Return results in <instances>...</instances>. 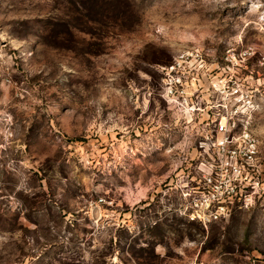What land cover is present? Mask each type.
Returning <instances> with one entry per match:
<instances>
[{
	"label": "rangeland",
	"instance_id": "1",
	"mask_svg": "<svg viewBox=\"0 0 264 264\" xmlns=\"http://www.w3.org/2000/svg\"><path fill=\"white\" fill-rule=\"evenodd\" d=\"M188 48L255 53L264 178V0H0V264H264V195L185 216L159 67Z\"/></svg>",
	"mask_w": 264,
	"mask_h": 264
},
{
	"label": "built area",
	"instance_id": "2",
	"mask_svg": "<svg viewBox=\"0 0 264 264\" xmlns=\"http://www.w3.org/2000/svg\"><path fill=\"white\" fill-rule=\"evenodd\" d=\"M254 55L251 48L234 51L217 66L209 50L188 48L159 67V96L168 113L163 128L173 157L185 167L179 177L188 181L185 216L204 227L249 209L264 195L253 130L262 99L244 67ZM174 136L181 140L175 143Z\"/></svg>",
	"mask_w": 264,
	"mask_h": 264
}]
</instances>
